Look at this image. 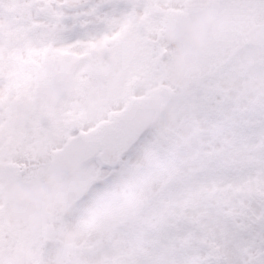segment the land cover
<instances>
[{"label":"snow or ice","instance_id":"snow-or-ice-1","mask_svg":"<svg viewBox=\"0 0 264 264\" xmlns=\"http://www.w3.org/2000/svg\"><path fill=\"white\" fill-rule=\"evenodd\" d=\"M0 264H264V0H0Z\"/></svg>","mask_w":264,"mask_h":264}]
</instances>
